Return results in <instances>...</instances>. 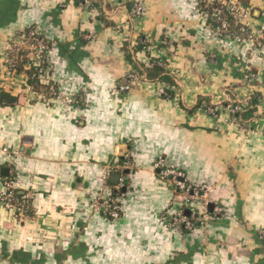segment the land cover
Listing matches in <instances>:
<instances>
[{"label":"crops","instance_id":"1","mask_svg":"<svg viewBox=\"0 0 264 264\" xmlns=\"http://www.w3.org/2000/svg\"><path fill=\"white\" fill-rule=\"evenodd\" d=\"M100 1L104 18L75 0H0V92L19 98L0 108V187L15 176L33 208L22 217L0 204V264H264V52L225 46L193 0H143L142 15L136 0ZM248 7L253 33L264 26V0ZM30 28L51 42L43 81L58 98L7 66L9 44ZM141 39L175 76V98L128 61L124 46ZM134 59L150 66L147 53ZM254 94L261 101L243 127L223 105ZM160 158L210 188L204 227L183 233L164 220L180 206L155 168ZM114 165L125 170L109 174ZM121 183L112 220L94 200Z\"/></svg>","mask_w":264,"mask_h":264},{"label":"built area","instance_id":"2","mask_svg":"<svg viewBox=\"0 0 264 264\" xmlns=\"http://www.w3.org/2000/svg\"><path fill=\"white\" fill-rule=\"evenodd\" d=\"M195 2L196 11L200 13L207 23L208 12L206 11L210 6L217 4L213 14L217 28L213 29L207 24V30L210 35L219 39L225 46L231 43L236 45L241 44H254L258 50L264 52V26L252 33L249 27V19L251 10L248 6L243 5L239 0H193ZM89 4V3H88ZM222 7L223 11L220 9ZM94 8L91 11L94 12ZM145 12L143 0H136L133 4V13L135 15H142ZM225 14L233 19L237 31H232L231 25L227 21ZM91 39V38H90ZM53 48L49 39L41 34L36 29H29L20 36L19 40H14L7 48V66L12 71L17 70V65L24 61L25 69L31 67L40 69L42 80H46L53 68L51 59ZM17 72V71H16ZM132 80H136L135 76H131ZM130 85L122 87V91H129ZM160 94H166V87L162 86ZM61 96V95H60ZM59 92L53 93L54 98H58ZM68 105L75 104V100L71 97L62 98ZM237 101V100H236ZM249 99L244 101H237L239 105L235 107H228V113L234 114L241 112L248 103ZM233 102H230V105ZM214 115L215 110H209ZM155 168L160 171L162 179L170 187L174 194L177 195L179 209L173 215H165L164 220L169 227L177 229L179 232L188 233L195 230L196 224L204 227L208 220L209 214L206 203V194L209 191L208 186H195L187 185L185 183L186 176L184 172L168 163L166 159H159ZM125 170L124 166L114 165L108 173ZM123 179L121 182L123 183ZM122 183L115 189L120 190ZM120 194V192H118ZM121 195V194H120ZM29 196L25 195L21 200L17 199L14 190L11 188L9 182H4L0 187V204L7 209L13 210L17 215L26 216L27 206L29 204ZM94 206L97 212L112 220H117L122 213V204L120 203V196L117 198L101 199L95 198ZM189 211V213H187ZM264 237V235H263Z\"/></svg>","mask_w":264,"mask_h":264},{"label":"trees","instance_id":"3","mask_svg":"<svg viewBox=\"0 0 264 264\" xmlns=\"http://www.w3.org/2000/svg\"><path fill=\"white\" fill-rule=\"evenodd\" d=\"M240 2L248 6L250 3V0H240ZM75 3L78 6L81 7H86L89 6V8H94L98 9L100 12V15L102 18L105 17L104 12L102 11L100 7V0H75ZM89 3V4H88ZM216 8H219L217 4H214L213 6H210L206 11L208 12V18H207V24L210 25L211 28L216 29L218 26L214 22L215 18L213 17L214 11ZM220 9L223 11L222 7L220 6ZM225 17L229 24L231 25V30L232 31H237V28L235 27V23L233 22V19L230 18L227 14H225ZM32 29V28H30ZM29 30V29H28ZM27 32V31H26ZM167 42H164L161 46H165ZM150 47V44L147 43L145 39L139 40L138 44L134 46L133 48H130L129 45H125L123 48L124 53L126 54V57L128 61L135 67L136 71H138L139 76H143V78H146V81L149 83H154V84H162L164 87H166V94L162 95L164 99H173L176 96V89L177 87V82L175 79V76L171 74V72L166 68L165 61L156 59V58H151L150 53L148 52V49ZM144 52L147 53L148 57L150 58V66H144L143 64L139 63L137 60L134 59V56L137 54ZM27 61H24L22 63H19L17 65V72L22 73L26 72L28 74L29 80L28 84L33 87V89L36 91L38 94H43L44 97L47 99L53 97V93L57 91V87H55L53 82H48L46 84L45 81L42 80L41 78V73L40 69L31 67L30 69H25V64ZM126 84L128 83L127 80L125 81ZM128 85V84H127ZM261 97L259 94H254L250 100L247 103V106L238 113L234 114H229L231 115V118L241 126H248L252 123L253 119L255 118L258 106L260 104ZM203 102H206L204 98H201L199 101V104L197 106V109H201ZM19 103V98L18 96L13 95L10 92L7 91H1L0 92V108H13L16 107ZM239 105L237 101L233 102L231 105L230 103H226L223 105V108L228 110V107H235ZM207 109H214L215 113L214 115H219V112L217 108L211 104L206 106ZM15 176L13 177H8L6 181L4 182H9L11 188L14 190L15 196L17 199L21 200L25 194H23L21 189L17 187L16 181H15ZM185 183L189 186L191 185L188 181H185ZM193 186V185H192ZM195 187V186H193ZM21 192V193H20ZM120 194L117 192H113V197L117 198L119 197ZM30 200V199H29ZM32 205L31 202L29 201V204L27 206V214L26 216L28 217L31 212H32ZM198 226V224H196Z\"/></svg>","mask_w":264,"mask_h":264},{"label":"water","instance_id":"4","mask_svg":"<svg viewBox=\"0 0 264 264\" xmlns=\"http://www.w3.org/2000/svg\"><path fill=\"white\" fill-rule=\"evenodd\" d=\"M118 176H114V181H115V183L117 182V180H118ZM213 206L211 205V208H212ZM187 213H189V211L187 212Z\"/></svg>","mask_w":264,"mask_h":264},{"label":"rangeland","instance_id":"5","mask_svg":"<svg viewBox=\"0 0 264 264\" xmlns=\"http://www.w3.org/2000/svg\"><path fill=\"white\" fill-rule=\"evenodd\" d=\"M129 163V162H128ZM159 171V170H158ZM182 171V170H181ZM160 172V171H159ZM121 190V189H120ZM120 190L118 191V190H116L117 192H120ZM110 198H114L113 196H111ZM122 209H123V207H122Z\"/></svg>","mask_w":264,"mask_h":264}]
</instances>
